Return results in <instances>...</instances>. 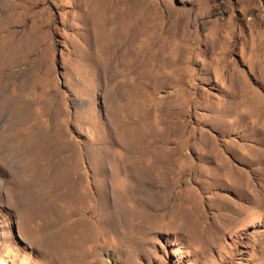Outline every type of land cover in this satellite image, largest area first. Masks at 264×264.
Wrapping results in <instances>:
<instances>
[{"label":"rangeland","instance_id":"374dc122","mask_svg":"<svg viewBox=\"0 0 264 264\" xmlns=\"http://www.w3.org/2000/svg\"><path fill=\"white\" fill-rule=\"evenodd\" d=\"M0 100V264H264V0H0Z\"/></svg>","mask_w":264,"mask_h":264},{"label":"bare ground","instance_id":"6f19581e","mask_svg":"<svg viewBox=\"0 0 264 264\" xmlns=\"http://www.w3.org/2000/svg\"><path fill=\"white\" fill-rule=\"evenodd\" d=\"M20 76V75H19ZM21 79V80H20ZM27 78L25 76V78L22 79V77L19 78L20 82L21 81H25ZM17 80L15 81V84ZM23 83V82H22ZM11 84V83H10ZM18 85V84H17ZM9 86V84H8ZM15 86V85H14ZM21 90V89H20ZM1 94H3V92H1ZM2 98V97H1ZM1 101V100H0ZM4 101L2 100L1 103H3ZM0 103V104H1ZM11 104V103H9ZM21 104V103H20ZM4 105V103H3ZM2 105V106H3ZM8 105V104H7ZM14 105H17V104H14ZM19 107V106H18ZM17 107V108H18ZM1 108V107H0ZM8 108V107H7ZM6 108V109H7ZM10 108V107H9ZM8 108V109H9ZM7 109V110H8ZM13 109V107H12ZM20 109V108H19ZM1 110V109H0ZM14 110V109H13ZM25 110V109H24ZM3 115L5 112H1ZM2 114L0 115V117H2ZM24 124V123H23ZM21 126V125H20ZM26 127V126H25ZM19 131V130H18ZM25 132V131H24ZM23 133V132H22ZM26 134V133H25ZM27 137V136H26ZM28 139V137H27ZM26 140V139H25ZM25 143V142H24ZM23 143V145H25ZM26 149V148H25ZM43 150V149H42ZM11 152V150H9ZM15 151V150H14ZM35 152V155H16L17 157H19V161H20V170H19V173L21 174V181H23V178L28 176L29 177V180L31 182V185L32 184H36L39 179L41 178V171L39 170L44 164H45V168H47L48 166L49 167H52L54 166V162L56 160V157L58 155H41L42 152L38 153V151H34ZM7 157L8 159L12 158L11 155H4V157ZM18 160V159H17ZM19 169V168H18ZM27 186H30V184L26 185ZM262 200H264V197H262Z\"/></svg>","mask_w":264,"mask_h":264}]
</instances>
